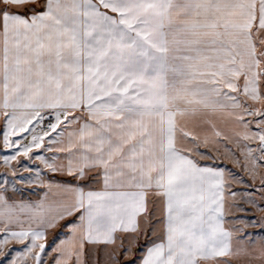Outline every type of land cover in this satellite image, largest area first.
Masks as SVG:
<instances>
[{
    "label": "snow or ice",
    "instance_id": "snow-or-ice-1",
    "mask_svg": "<svg viewBox=\"0 0 264 264\" xmlns=\"http://www.w3.org/2000/svg\"><path fill=\"white\" fill-rule=\"evenodd\" d=\"M0 264H264V0H0Z\"/></svg>",
    "mask_w": 264,
    "mask_h": 264
}]
</instances>
